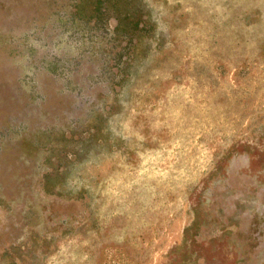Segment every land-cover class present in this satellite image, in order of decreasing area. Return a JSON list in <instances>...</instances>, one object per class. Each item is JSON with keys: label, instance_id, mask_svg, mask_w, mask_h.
<instances>
[{"label": "rangeland", "instance_id": "374dc122", "mask_svg": "<svg viewBox=\"0 0 264 264\" xmlns=\"http://www.w3.org/2000/svg\"><path fill=\"white\" fill-rule=\"evenodd\" d=\"M0 264H264V0H0Z\"/></svg>", "mask_w": 264, "mask_h": 264}]
</instances>
